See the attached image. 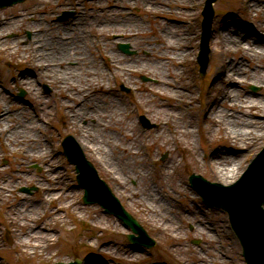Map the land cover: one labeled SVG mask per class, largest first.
<instances>
[{"label": "rangeland", "instance_id": "1", "mask_svg": "<svg viewBox=\"0 0 264 264\" xmlns=\"http://www.w3.org/2000/svg\"><path fill=\"white\" fill-rule=\"evenodd\" d=\"M62 1L64 0H49L42 3L40 0H24L0 7V29L5 30L3 41L6 46V48H0V85L12 92H16L19 87L26 89L27 99L30 102V105L17 108V102L11 97L9 99L8 94L0 88V109L1 106H4V110L10 114L17 115L19 113L21 119L18 122L20 119L7 115L5 117L8 118L0 126L5 125L4 127H6V123L11 122V127L16 124L25 127L24 123L26 122H22L23 118H29L34 113L37 118L35 127L42 130L40 137L49 141L51 152L47 155L63 164L64 171L68 175L66 183L70 186L69 194L66 197L61 195L54 202V204L65 205L70 200L68 205L58 211V217L48 211L50 208L48 204L43 205L45 214L50 215V219L44 221V224L47 227H52L56 235L52 244L44 249L31 250L27 247L17 248L14 245L11 239L14 226L8 225L5 217L7 205L13 199V195L11 194L6 199L2 198V200L0 198V263L37 264L44 257L45 264L46 261L47 264H52L55 261L68 262L74 258H79L81 264L87 257H93L100 264H148L152 262L154 264H245L240 243L230 228L227 213L204 203L190 186L188 176L195 173L210 181H217V178L211 173L213 165L210 152L216 148L226 149L230 145L229 140L224 139L223 129L215 130L217 126L214 123L210 124V119L206 118L203 112L206 96L215 92L214 87L210 85L216 66L219 64L218 60L223 57L215 35L217 24L226 15L231 14L247 30H252L253 34H264L263 11L245 6L243 3L245 0H217L213 4L214 15L208 42L210 51L206 71L203 75L199 73L196 62L201 32L200 10L203 0L194 1L193 13L189 12L187 8L186 13L176 14L181 22L180 32H183L187 26L190 27L188 32L191 35L187 41L182 43L179 42V38L175 40L179 43L181 50H186V55L179 60H175V57L164 62L165 66L159 69L166 77L167 70L173 71V80L188 88L186 91L189 93L186 92L182 98L173 95L174 97L165 99L175 102L182 101L186 116L191 118L188 126L193 130L194 139L192 137L191 141L184 134H174L173 138L168 139L167 137L171 136L168 132L171 120L165 122V119L156 112L154 113L157 115L145 113L146 108L157 110L153 105L157 98L145 91L151 86L155 87L153 84L155 77L160 75L159 72L154 73L149 69L155 67L157 46L145 42L152 35L149 32L154 27L165 22L169 23L164 16L172 14L170 13L171 6L169 5V8L161 14L154 13L152 7L159 6L163 0H149L148 4L145 3V0H104L97 8L94 3L77 6V9L83 13L82 18L85 23L82 27L84 37H86L85 43H82V47L85 49L84 54L95 53L96 49L103 71L107 57H110L109 61H113L115 65L127 63L132 67H142L139 72H132L125 76L118 73L115 75L108 70V77L102 81V90L98 93L100 94L98 98L101 108H104V96L106 95L104 87L107 86V94L113 95L115 99L122 101L127 106L128 116L124 118L126 121L131 120L134 123L133 134H137L139 139H143L139 151L141 150L140 153L143 155V161L147 168V173L140 182L131 179L128 183L133 186L138 184V189L144 185L153 186L159 190L161 197H163L164 191L171 195V199L165 196L164 198L172 206L168 214L176 226L174 228L170 226L163 230L161 226L168 225L163 217H153L141 199L139 200L141 203H138L135 198L128 196L126 191L101 169L93 152H89L81 146L80 148L86 158L92 162L98 175L110 186L123 207L144 226L148 235L155 240L153 246L147 247L131 243L128 240L126 235L130 234L131 230L118 217L105 212L97 203H83V189L77 184L74 165L66 160L61 140L65 135L71 134L77 142L79 127L85 125L88 119L82 116L78 119L72 115L76 111V105L71 104L67 107L62 105L63 99L67 97V92H70L72 87L61 84L52 74L47 75L45 79L40 78L43 66L32 65L31 58L21 48V46L29 45L38 39L36 35L41 37L42 33L36 31L38 20L50 22L52 9ZM166 1L170 2L171 0ZM133 4L137 6V9H134ZM163 6L165 7V5ZM123 8L128 9L124 10ZM126 11H129L138 22L144 24L140 25L144 26V32L138 29L139 23L135 25L118 24V22H123L124 16L130 15ZM113 17H115V22L111 24L112 22L109 21ZM170 17L171 20L175 18ZM128 28L131 30L130 33L126 30ZM100 30H104V32L99 35L96 44L88 41V35L93 36L94 32ZM27 31L30 32L29 37L26 34ZM115 31H126L121 38L133 45L135 53L127 54L116 48L115 39H112ZM116 35L119 34L116 33ZM21 36L22 38H20ZM169 40L173 39L169 37ZM40 43L45 44L44 48H55L54 45L50 46L52 43L50 41L46 40ZM217 51L219 53L215 54ZM170 52L177 53L175 50ZM230 56L242 58L244 65H247L246 59L248 58L240 51L232 52ZM259 61L264 63V60ZM257 63L255 58H251L250 65ZM31 73L32 75H30ZM23 75H30V79L20 81ZM127 77H129V82L126 81ZM42 83H47L52 87L49 94L46 95L42 91L40 86ZM125 88L128 91H125ZM239 89L240 95L248 93L252 96H262L264 94L263 84L260 82L248 81L243 83ZM65 110H67L66 113ZM142 115L154 126L144 128L140 119ZM162 121H164L162 124L157 123ZM208 126H211L215 131L207 132ZM26 127L28 128V126ZM7 130L9 128L2 129L4 132ZM110 132L116 136L114 128ZM130 132L127 129L124 134L118 133L119 141L125 143L123 136ZM104 142L107 141L102 142L105 145ZM108 142L110 143V140ZM19 146L20 143H11L9 140L2 143L0 167L3 168V171H0V177L6 178L11 174L12 168L15 167L19 158L16 154ZM263 146L264 139L262 138L253 149H243L241 152L243 163L240 172L231 181L222 184H231L237 180ZM106 150L108 151V149ZM108 152H110V157L116 153L115 150L114 153L110 150ZM2 158L6 160L3 161ZM39 173H42V167L37 162L29 163L28 172H22L32 179H35ZM24 187L29 188L30 191L22 190ZM17 189V191L29 195L33 201L42 200V191L36 184L24 183ZM39 214L42 215L41 212ZM36 222L34 225L39 224L40 220ZM196 240L198 243L194 242ZM134 244L139 248L135 249Z\"/></svg>", "mask_w": 264, "mask_h": 264}, {"label": "bare ground", "instance_id": "2", "mask_svg": "<svg viewBox=\"0 0 264 264\" xmlns=\"http://www.w3.org/2000/svg\"><path fill=\"white\" fill-rule=\"evenodd\" d=\"M40 1L46 3L49 0ZM194 1L171 0L174 5L171 9L179 13H186L187 8L194 5ZM243 3L249 8L261 10L264 13V0H245ZM157 10H162L160 11L162 13L166 11L164 8H157ZM114 19L115 17L109 22L113 24ZM235 19L234 15L229 14L217 24L215 35L223 57L218 60L219 64L216 66L210 85L214 87L215 92L206 96L203 107L205 117L210 119V124L214 123L217 126L215 130L223 129L224 139L229 140L230 143L226 149L216 148L210 152L213 165L211 173L220 183H227L238 175L243 163L241 156L243 149H253L262 138L264 139V94L262 96H252L248 93L239 94L240 86L248 81L262 83L264 90V63L259 61L264 60V34H253L252 30H247ZM80 21L79 18H75L73 23L38 20L36 31L42 33L41 37L36 35L38 39L29 45L21 46V48L31 58L32 65L43 66L40 78L45 79L47 75L52 74L61 84L72 87L71 91L67 92V97L63 99L62 105L65 107L71 104L76 105V111L72 115L78 119L81 116L88 119L85 125L79 127V137L77 138L79 145L94 153L101 169L109 174L115 183L126 191L128 196L135 198L138 203H141L139 201L141 199L153 217L164 218L168 225H162L163 230L170 226L174 228L176 223L168 214L172 206L164 198L165 196L171 199V195L164 191V195L161 197L159 190L153 186L144 185L138 189V184L133 186L128 183L131 179L140 182L147 173V168L143 161V155L140 153L141 150L139 151L143 139H139L137 134H133L134 123L131 120L126 121L124 118L128 116L127 106L122 101L115 99L113 95H108L107 86L104 87L106 94L104 108H101L98 98L100 95L98 93L102 90V81L108 77V70L115 75L118 73L125 76L132 72H139L142 67H132L127 63L115 65L113 61H109L110 57H107L103 71L96 49L95 53L84 54L85 49H83L82 43H85L86 37H84L83 25L79 23ZM136 23H139L138 29L144 32V26H140L141 23L133 16H124L123 22L118 24L135 25ZM180 29V24L171 22L162 23L149 32L154 36L150 35L145 43L156 45L158 49L157 59L154 62L155 67L149 69L154 73L159 72L160 75L155 77L153 83L155 87L151 86L145 91L157 98L153 102L157 110L146 108L145 113L148 115H157L156 113H158L165 119V122L171 120L168 131L171 136H168V139L173 138L174 134H184L192 141V137L194 139L193 130L188 127L191 118L186 116L182 101L175 102L165 99L174 97L173 95L182 98L188 88L173 80V71L167 70L166 77L159 69L165 66L164 62L175 57V60H179L186 55V50L178 48L179 43L175 40L179 38V42L184 43L191 34L188 33L189 28H186L184 32H180ZM126 30L131 32L129 28ZM4 32L5 30L0 29V48L2 49L6 48L5 41H3ZM103 32L104 30H100L94 32L93 36L88 35V41L96 44L99 35ZM115 32L122 35L126 33V31ZM50 37L55 45L54 49L44 48L45 44L40 43L49 41ZM169 37L173 40L170 41ZM172 50L177 53L172 54L170 52ZM238 51L247 56V65H244L242 58L230 56L232 52ZM251 58H255L258 63L250 65ZM22 79L28 81L30 75H23L20 81ZM126 81L129 82V77L126 78ZM66 112L67 110H65ZM16 118L20 119V115H16ZM183 118L185 119L183 120ZM23 120L22 122H26L24 123L25 127L18 124L11 127V123L7 124L9 130L6 136L13 143H20L19 149L16 150L19 158L15 167L12 168L11 174L6 178L0 177V198L2 200V198L6 199L11 194L13 195V199L7 205L5 217L7 224L14 226V232L11 233L14 245L17 248L27 247L31 250L44 249L52 244L56 236L53 232L54 229L44 224V221L50 219V215L45 214L44 206L48 204L50 206L48 211L58 217V211L68 205L70 200L65 205L54 204V202L61 195L66 197L70 192V186L66 183L68 175L64 171V166L54 157L47 155L51 152L49 141L40 137L42 130L35 127L37 118L34 113ZM20 121L21 119L18 120V122ZM163 122L157 123L162 124ZM112 128L115 129L116 136L110 132ZM127 129L131 132L123 136L125 143H122L119 141L118 133L124 134ZM215 130L208 126L206 131L212 133ZM103 141H107L104 142L105 145L102 143ZM106 149L113 153L115 150L116 153L110 157V152ZM31 162H37L42 167V173L37 174L35 179L22 174V172H28V164ZM0 171H3L2 167H0ZM260 181L262 182V180ZM24 183L36 184L42 191V200L33 201L29 195L17 191V188ZM245 197L246 193L234 198L233 201L237 206H243ZM37 220H40L39 224L34 225ZM134 247L135 249L139 248ZM43 259L44 257L37 264H45ZM81 264L100 263L93 257H87Z\"/></svg>", "mask_w": 264, "mask_h": 264}, {"label": "water", "instance_id": "3", "mask_svg": "<svg viewBox=\"0 0 264 264\" xmlns=\"http://www.w3.org/2000/svg\"><path fill=\"white\" fill-rule=\"evenodd\" d=\"M15 0H0V4L4 3H10ZM213 0H207V3L205 5V8L203 10V14L205 16L204 21H203V43H202V51L199 54L198 60L201 64V71L204 70L207 62V49H206V41L209 36V26H210V21L212 17V8H211V2ZM64 147H65V152L68 156V158L76 163L77 171L79 172L78 180L79 183L85 188L84 189V196L83 199L85 202H100L103 206L106 207L107 210L111 212L118 213L121 218L124 220V222L132 227V230L135 232H138V236L134 235H129V238L132 241L139 242V243H144L146 245H152L154 241L147 236L145 233L144 229L140 226V224L132 218L128 213H126L121 207H114V204L112 203V200L114 199V196L112 195L109 187L107 184L98 178L95 169L91 165L90 162L86 161L80 152H78L79 156H73L72 155V150L70 147L75 149V147L72 144V138L70 136H67L64 139ZM261 173L264 174V168L261 170ZM190 180L192 181L193 185L200 191V193L203 195L204 199L209 201L210 203H214L217 206L224 207L228 209V207L225 205L221 199H219L221 202L217 201H211L206 198L204 193L196 186V180L193 175H191ZM264 182V181H263ZM262 182V183H263ZM254 189L252 186V183L247 186V190H245L242 194L246 193V197L244 201L248 198L251 197ZM259 198L256 201V204L253 207L252 214L248 215L250 218H252L253 214L257 215L258 217V226L261 228L262 223L264 227V210L260 207L262 203H264V186L261 188V191L258 194ZM218 197V196H217ZM232 220L234 224L236 225L234 218H233V212H232ZM242 245L244 247V255L246 258L247 264H264V262L261 260V254H258L257 251H253L250 249V247L244 242L243 239H241ZM56 264H65L63 262H57ZM68 264H79V261L75 262H70Z\"/></svg>", "mask_w": 264, "mask_h": 264}, {"label": "flooded vegetation", "instance_id": "4", "mask_svg": "<svg viewBox=\"0 0 264 264\" xmlns=\"http://www.w3.org/2000/svg\"><path fill=\"white\" fill-rule=\"evenodd\" d=\"M91 1H102V0H64V2L58 3L54 6V8L52 9V14L58 20H68V19L76 17L78 14L77 10L73 7L74 4H84V3L91 2ZM129 1H133V0H129ZM145 1H146L145 3L148 4L149 0H145ZM139 2H142V1H139ZM66 10H72L73 14L68 18H63L62 16L64 15V11ZM116 46L118 47V44ZM43 90L44 91L46 90L47 92L48 91L51 92V89L44 87V86H43ZM19 101L23 102V99H19ZM5 114H8V112L4 114L1 113L0 118H2Z\"/></svg>", "mask_w": 264, "mask_h": 264}]
</instances>
